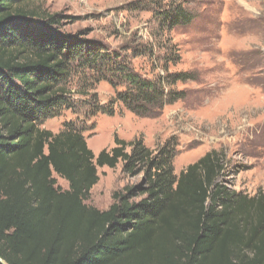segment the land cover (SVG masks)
<instances>
[{
  "label": "trees",
  "instance_id": "16d2710c",
  "mask_svg": "<svg viewBox=\"0 0 264 264\" xmlns=\"http://www.w3.org/2000/svg\"><path fill=\"white\" fill-rule=\"evenodd\" d=\"M34 2L0 0V259L5 264H264V191L250 195L228 187L220 151L209 150L177 175L173 138L152 150L141 139L115 137L111 148L95 155L75 121L55 133L42 127L80 104L87 106L85 119L112 113V105L101 106L89 94L97 81L113 87L112 100L150 116L175 102L172 87L192 76L149 79L119 50L32 22L58 23ZM159 14L167 30L191 19L175 2ZM75 96L87 100L78 104ZM119 162L128 173L142 172L143 182L113 193L104 210L87 205L97 167ZM57 177L67 182L66 189Z\"/></svg>",
  "mask_w": 264,
  "mask_h": 264
},
{
  "label": "rangeland",
  "instance_id": "374dc122",
  "mask_svg": "<svg viewBox=\"0 0 264 264\" xmlns=\"http://www.w3.org/2000/svg\"><path fill=\"white\" fill-rule=\"evenodd\" d=\"M34 1L32 6L47 16L56 15L58 23L32 22L71 39L119 50L149 79L166 73L192 76L172 87L175 102L150 116L112 100L113 87L97 81L89 94L101 106L112 105V113L85 119L87 106L80 104L76 112L65 110L46 120L43 128L55 133L64 122L75 121L84 127L95 155L111 148L115 137L127 142L141 139L152 150L173 138L177 175L209 150H217L224 156L228 187L250 195L264 191V0ZM171 2L185 6L191 19L167 30L159 11ZM85 98L75 99L79 104ZM97 174L85 203L100 210L112 203L113 193L144 179L142 172L124 171L122 162L114 168L97 167ZM57 184L68 187L59 177Z\"/></svg>",
  "mask_w": 264,
  "mask_h": 264
},
{
  "label": "water",
  "instance_id": "95a60500",
  "mask_svg": "<svg viewBox=\"0 0 264 264\" xmlns=\"http://www.w3.org/2000/svg\"><path fill=\"white\" fill-rule=\"evenodd\" d=\"M0 262H1L2 264H5V262H4L2 259H0Z\"/></svg>",
  "mask_w": 264,
  "mask_h": 264
}]
</instances>
